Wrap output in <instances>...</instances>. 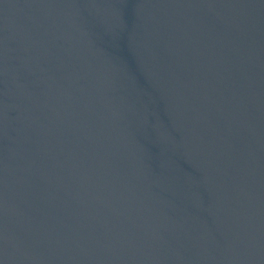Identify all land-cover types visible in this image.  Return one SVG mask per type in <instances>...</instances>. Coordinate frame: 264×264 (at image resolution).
Returning <instances> with one entry per match:
<instances>
[{"label": "water", "instance_id": "obj_1", "mask_svg": "<svg viewBox=\"0 0 264 264\" xmlns=\"http://www.w3.org/2000/svg\"><path fill=\"white\" fill-rule=\"evenodd\" d=\"M0 264H264V0H0Z\"/></svg>", "mask_w": 264, "mask_h": 264}]
</instances>
